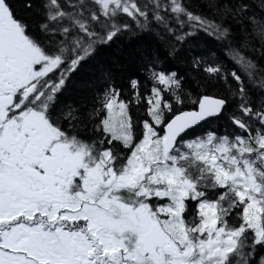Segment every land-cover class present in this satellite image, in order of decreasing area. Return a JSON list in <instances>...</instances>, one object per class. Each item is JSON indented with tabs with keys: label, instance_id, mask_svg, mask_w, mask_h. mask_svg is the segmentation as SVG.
<instances>
[{
	"label": "snow or ice",
	"instance_id": "snow-or-ice-1",
	"mask_svg": "<svg viewBox=\"0 0 264 264\" xmlns=\"http://www.w3.org/2000/svg\"><path fill=\"white\" fill-rule=\"evenodd\" d=\"M0 264H264V0H0Z\"/></svg>",
	"mask_w": 264,
	"mask_h": 264
}]
</instances>
